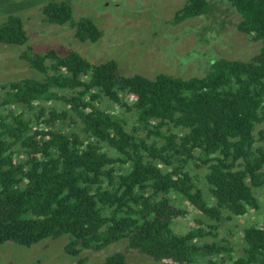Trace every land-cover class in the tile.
Listing matches in <instances>:
<instances>
[{
	"label": "trees",
	"instance_id": "trees-1",
	"mask_svg": "<svg viewBox=\"0 0 264 264\" xmlns=\"http://www.w3.org/2000/svg\"><path fill=\"white\" fill-rule=\"evenodd\" d=\"M212 2L237 14L259 50L216 58L194 77L125 75L114 60L34 51L7 3L0 45L23 47L32 74L0 84V246L70 236L73 256L126 243L102 264H126L131 251L162 263L264 264V0H188L176 23ZM36 5L81 42L103 36L93 19L75 20L69 0ZM189 215L195 226L176 233L174 220Z\"/></svg>",
	"mask_w": 264,
	"mask_h": 264
},
{
	"label": "rangeland",
	"instance_id": "rangeland-1",
	"mask_svg": "<svg viewBox=\"0 0 264 264\" xmlns=\"http://www.w3.org/2000/svg\"><path fill=\"white\" fill-rule=\"evenodd\" d=\"M43 1L11 0L10 4V0H0V13L7 10L9 3L8 9L23 18L29 45L34 51L56 49L66 53L74 50L96 64L114 60L125 75L203 76L216 58L245 59L259 50L252 39L236 29L237 14L224 16L223 12L230 8L227 4L212 2L206 15L176 23L177 12L188 0H69L76 21L89 17L103 31L97 42H81L74 37L72 26L54 25L44 20L42 5H36ZM23 49L0 45V84L32 74L28 64L20 58ZM254 217V213H249L233 224L239 225L238 230H241ZM193 226L192 215L173 222L176 233ZM238 238H235L236 245H240ZM69 241L70 236H62L32 246L8 242L0 246V264H102L109 254L122 251L126 245L120 241L100 252L84 250L73 256L66 249ZM125 253L126 264H174L153 261L133 251Z\"/></svg>",
	"mask_w": 264,
	"mask_h": 264
}]
</instances>
